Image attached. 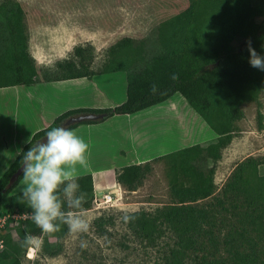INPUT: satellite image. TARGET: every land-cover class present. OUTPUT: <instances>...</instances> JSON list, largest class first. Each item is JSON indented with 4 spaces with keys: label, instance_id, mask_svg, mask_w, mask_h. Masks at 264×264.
Instances as JSON below:
<instances>
[{
    "label": "trees",
    "instance_id": "obj_1",
    "mask_svg": "<svg viewBox=\"0 0 264 264\" xmlns=\"http://www.w3.org/2000/svg\"><path fill=\"white\" fill-rule=\"evenodd\" d=\"M188 7L181 13L156 26L151 36L135 40L122 38L109 50L111 60L100 73L91 72L82 62L79 67L71 60L59 63L67 75L57 78L41 76L34 59L27 49V36L22 6L13 0L0 3V88L31 86L41 82L59 80L90 79L96 74L125 72L126 99L115 107L79 108L63 112L52 121L41 118L43 128L33 134L0 178V212L30 214L31 209L21 202V193L11 194L22 180L21 159L31 147V143L41 141L46 132L53 127L64 126V122L80 114H98L101 119L85 121L64 126L73 130L82 124H99L115 115H131L163 103L175 94H180L187 104L203 119L216 134L207 142L206 147L195 145L158 159L172 161L170 192L174 204L160 212L163 219L170 223L177 233L178 244L189 247L198 241L191 239L189 233L199 234L198 222L206 218L205 211L197 209V201L213 194L214 163L220 158V150L231 141L233 124L243 118L241 106L257 102L264 90V71L249 64L250 54L247 41L258 54L264 56V0H188ZM218 18L215 22V19ZM216 26L214 36L204 32L205 25ZM189 34H183L185 29ZM184 29V30H183ZM83 49L75 48V56L81 57ZM179 79H170L172 74ZM155 83V94L151 86ZM256 111L257 129H264V117ZM211 111L219 120V126L212 124L206 112ZM153 160V161H155ZM149 170V163L123 167L117 174V182L128 190L134 191L142 183L143 175ZM235 179L229 187L241 183ZM80 190L86 193L85 210L90 208L93 195L90 175L78 176ZM261 208L259 209L260 227L264 238V181L262 183ZM136 219L137 231L147 239L155 234L150 214L131 213ZM7 225L0 228V264H23L19 253L29 247L22 246L26 233L40 237L41 230L31 218L20 220L13 226L18 240H14ZM259 227V228H260ZM69 233L62 226L58 233L49 234L61 239ZM240 235V234H239ZM241 236V235H240ZM194 237V236H193ZM50 255L57 250L47 249ZM254 259L251 254L228 251V256L211 261L202 259L197 264H249ZM179 264L178 262H176Z\"/></svg>",
    "mask_w": 264,
    "mask_h": 264
},
{
    "label": "rangeland",
    "instance_id": "obj_2",
    "mask_svg": "<svg viewBox=\"0 0 264 264\" xmlns=\"http://www.w3.org/2000/svg\"><path fill=\"white\" fill-rule=\"evenodd\" d=\"M5 1L0 0V3ZM13 1L18 2L24 12L28 53L41 76L48 78L67 75L58 64L69 60L77 68L82 62L89 71L100 73L108 66L111 60L109 50L117 41L147 38L156 26L189 5L188 0ZM215 29L214 24L205 25L204 32L214 36ZM181 33L188 35L189 31L186 28L179 33L180 37ZM78 47L83 49L81 57L74 54ZM37 61L41 63L38 65ZM111 85L113 87L108 91L111 97L126 95L125 72L119 73ZM123 102L119 101L117 105ZM258 103L259 108L257 102L241 106L243 118L233 124L231 141L220 150V158L214 163L213 194L195 204L206 214V218L198 222L199 234L189 233L191 239L198 241L196 244L189 247L179 245L174 228L160 215L162 210L174 204V199L170 192L172 161L158 159L149 163V170L136 190H128L122 185L112 191L120 197L116 206L96 207L93 200L99 192L93 190L90 208L86 210L91 221L88 233L77 236L69 232L61 239L42 234L34 246L26 251L20 250L22 263L197 264L202 259L225 258L231 250L242 255L251 254L254 260L249 264H264V238L258 213L264 181V129L259 131L256 124L257 108L264 117V90ZM206 116L212 124L219 126L213 112L207 111ZM202 144L207 146L206 142ZM237 171L242 181L237 188L235 185L229 187ZM112 174L106 173V182L113 181ZM125 210L130 214H150L155 231L153 239L149 240L137 231L136 219L128 223L122 220ZM29 215H8L2 211L0 228L12 225L6 230H10L12 238L17 241L13 226ZM82 241L85 246H81ZM47 249L57 250V254L50 255Z\"/></svg>",
    "mask_w": 264,
    "mask_h": 264
},
{
    "label": "crops",
    "instance_id": "obj_3",
    "mask_svg": "<svg viewBox=\"0 0 264 264\" xmlns=\"http://www.w3.org/2000/svg\"><path fill=\"white\" fill-rule=\"evenodd\" d=\"M119 73L0 88V178L33 134L43 128L41 118L52 121L68 110L115 107L123 102L125 93L118 98L108 94ZM185 102L177 93L137 113L73 129L89 145L87 167L77 166V176L90 175L94 192H112L122 186L117 174L123 167L150 163L215 139L216 134ZM110 172L113 181L108 183L106 173ZM22 185L21 180L11 194L20 193Z\"/></svg>",
    "mask_w": 264,
    "mask_h": 264
},
{
    "label": "clouds",
    "instance_id": "obj_4",
    "mask_svg": "<svg viewBox=\"0 0 264 264\" xmlns=\"http://www.w3.org/2000/svg\"><path fill=\"white\" fill-rule=\"evenodd\" d=\"M250 54L249 64L264 71V56L247 42ZM170 79L176 81L178 74ZM158 85L153 83L151 91L155 94ZM89 145L75 131L63 125L53 127L46 132L43 140L31 143L29 150L23 154L21 202L31 209L30 218L44 234L58 233L62 226L74 235L89 232L91 221L84 205L87 203L86 193L80 190L77 166L87 167ZM135 217L125 210L122 220L128 223ZM37 237L26 233L22 246L32 247ZM81 246H85L81 242Z\"/></svg>",
    "mask_w": 264,
    "mask_h": 264
},
{
    "label": "built area",
    "instance_id": "obj_5",
    "mask_svg": "<svg viewBox=\"0 0 264 264\" xmlns=\"http://www.w3.org/2000/svg\"><path fill=\"white\" fill-rule=\"evenodd\" d=\"M119 198H120L119 195H117V193L114 192H99L96 195V198H94L93 203L94 205H96V207H100L103 209V208L116 206ZM29 217L30 215L27 216V218ZM0 248H2L1 242H0Z\"/></svg>",
    "mask_w": 264,
    "mask_h": 264
},
{
    "label": "water",
    "instance_id": "obj_6",
    "mask_svg": "<svg viewBox=\"0 0 264 264\" xmlns=\"http://www.w3.org/2000/svg\"><path fill=\"white\" fill-rule=\"evenodd\" d=\"M101 119V115L98 114H80L77 116H73L68 118L65 122H64V126H69V125H73V124H79L85 121H95Z\"/></svg>",
    "mask_w": 264,
    "mask_h": 264
}]
</instances>
